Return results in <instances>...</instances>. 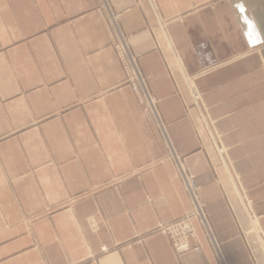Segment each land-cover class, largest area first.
Returning <instances> with one entry per match:
<instances>
[{
    "label": "crops",
    "instance_id": "1",
    "mask_svg": "<svg viewBox=\"0 0 264 264\" xmlns=\"http://www.w3.org/2000/svg\"><path fill=\"white\" fill-rule=\"evenodd\" d=\"M178 162L221 260L196 219L198 253L153 233L192 209ZM263 241L264 0H0V264H264Z\"/></svg>",
    "mask_w": 264,
    "mask_h": 264
},
{
    "label": "built area",
    "instance_id": "2",
    "mask_svg": "<svg viewBox=\"0 0 264 264\" xmlns=\"http://www.w3.org/2000/svg\"><path fill=\"white\" fill-rule=\"evenodd\" d=\"M111 19L113 25L115 26V28H117L116 24H117L118 15H112ZM114 49L117 53L119 62L124 70L125 82L131 86L132 90L135 93L138 92L142 93L150 109L152 111H155L154 100L152 99L151 95L147 90L146 83L137 64V60L131 54L123 35H121L119 31H118L117 41L114 44ZM178 164L180 167L183 183L187 189V192L189 193L192 202V209L188 214H186L182 218L166 225H160L159 227L153 230V233H159L165 235L169 239L173 250L177 254H182L189 251H194L198 253L199 247L192 248L189 244V238L195 235L192 226V220L196 219L203 227V229L207 232L209 240L213 248L215 249L219 259L221 260L222 257L219 247L212 237L210 227L206 219V215H205L206 205L197 196L196 189L193 186L191 178L185 174V171L183 170L179 162ZM262 234L263 233L261 231V235ZM101 251L102 253H104L106 252V249L103 248ZM221 264H225V263L222 262Z\"/></svg>",
    "mask_w": 264,
    "mask_h": 264
},
{
    "label": "rangeland",
    "instance_id": "3",
    "mask_svg": "<svg viewBox=\"0 0 264 264\" xmlns=\"http://www.w3.org/2000/svg\"><path fill=\"white\" fill-rule=\"evenodd\" d=\"M244 208H245V212L247 215H250V210H249V206L247 203L244 204ZM252 216V215H251ZM261 232V231H260ZM264 242V241H263Z\"/></svg>",
    "mask_w": 264,
    "mask_h": 264
}]
</instances>
